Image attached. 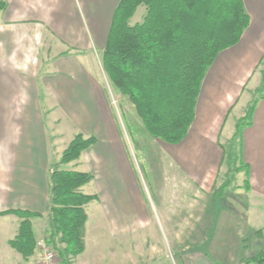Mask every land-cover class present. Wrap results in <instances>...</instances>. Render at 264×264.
Returning <instances> with one entry per match:
<instances>
[{
  "label": "crops",
  "instance_id": "1",
  "mask_svg": "<svg viewBox=\"0 0 264 264\" xmlns=\"http://www.w3.org/2000/svg\"><path fill=\"white\" fill-rule=\"evenodd\" d=\"M120 1L6 0L7 8L0 9V212L11 208L41 212L44 216L32 221L37 239L46 238L55 149L60 148L59 160L75 134L82 132L98 141L62 167L93 173L94 188L85 192L84 185L80 190L97 194L98 199L86 205V248L72 264H139L136 240L153 239L156 242L146 249L163 251L165 235L171 236L170 250L181 264H234L232 257L217 254L231 245L222 238L223 232L218 238L212 232L222 222L219 216L217 224L216 215L209 212L208 203L216 197L209 201L199 192L212 191L219 181L226 146L252 106L237 139L240 158L248 165L237 172L244 176L238 189L256 211V221L264 209V89L259 91L264 87V0H243L250 23L239 42L220 52L206 72L184 140L168 144L158 139L169 149L175 178L168 191L160 188L156 196L135 177L104 85L109 78L102 56ZM140 6L143 13L134 22ZM140 6L130 23L144 20L148 8ZM89 57L97 58L103 76L88 68ZM67 131L74 135L65 142ZM241 202L236 212L242 211L243 217L250 206ZM20 221L15 214L0 213V264H7L9 256L22 261L9 244ZM232 225L236 242L246 246L247 228ZM260 226L251 232L264 228ZM204 234L208 237L199 244ZM182 235L194 238L182 246L177 238ZM209 242H217L212 246L217 257L201 248Z\"/></svg>",
  "mask_w": 264,
  "mask_h": 264
},
{
  "label": "trees",
  "instance_id": "2",
  "mask_svg": "<svg viewBox=\"0 0 264 264\" xmlns=\"http://www.w3.org/2000/svg\"><path fill=\"white\" fill-rule=\"evenodd\" d=\"M142 4L148 8L144 20L130 23ZM6 8L7 2L0 0V9ZM249 23L243 0H121L112 16L102 64L111 84L136 107L146 130L165 143L177 144L194 121L206 72L220 52L239 42ZM251 112L252 106L238 121L233 141ZM97 141L95 135L78 132L60 160L51 162L45 239L56 249L59 264H72L73 258L85 251L86 205L98 199L97 194L80 190L94 179L93 173L62 165L78 159ZM225 154L232 172L247 169L239 153L242 163L236 166L233 147ZM229 184L221 187L219 196ZM0 213L21 219L17 235L9 240L11 247L25 259L35 255L38 239L32 219L44 215L20 208ZM256 233L264 235V228ZM249 263L264 264V251L247 259Z\"/></svg>",
  "mask_w": 264,
  "mask_h": 264
},
{
  "label": "rangeland",
  "instance_id": "3",
  "mask_svg": "<svg viewBox=\"0 0 264 264\" xmlns=\"http://www.w3.org/2000/svg\"><path fill=\"white\" fill-rule=\"evenodd\" d=\"M142 13H143V7L140 6L136 12L134 22L140 19ZM85 61L87 63L88 68L93 69L97 75L103 76V72L101 70V66L97 58L89 57ZM104 85L108 92L111 106L115 114V119L117 121L119 130L122 134L125 146L127 148V152L131 159L135 177L137 180H139L140 184L143 186L145 191H146V187H148L149 192H151L152 195L156 196L160 188L167 187L173 182V179L175 178L173 163L167 154L169 149L164 147L165 145H162V143L158 141L157 138L153 137L146 130L144 123L136 110V107L128 99V97L119 93L118 90L111 84L109 79L108 82L104 80ZM73 135L74 134H71L70 131H67L65 142H67L66 140L68 139V137H70L71 139ZM226 147L227 150H229L230 147H233L235 154L237 153L236 157L238 156L239 148H238L237 140L230 142ZM59 149L60 148L58 147L55 149L54 158L57 161L60 160L57 159ZM241 163L242 161L239 159V157H237L235 163L236 166H240ZM70 168H72V166ZM243 182H244V176L237 172L231 171V167L228 164L225 156V163L222 173L220 174L219 181L216 183L212 191H209L207 193L199 192L201 196H205L209 201L211 198L216 197V199L212 201L211 204L208 203V206L210 207L209 212H211L210 214L214 213L216 215L217 224L219 221L218 219L219 216L222 217V222H221V228H219L218 230V227L216 225V228H213L212 232L213 233L215 232L214 236L216 238H218L220 233L223 232L224 235L222 238L223 239L227 238V240H229L231 245L230 247L225 248V250L220 249L217 252V254L228 256L230 259L232 257L233 259L231 260L233 261L234 264H247V259L258 254L260 251H264V235H259L256 232H251L252 227L255 225H261L260 227H264V209L258 212L260 214V218L257 219L256 221L254 217L256 215V211H254L251 205L246 204L245 201L246 199L244 198L246 194L240 192L238 189L239 188L238 186ZM226 183H230V184L227 187H225V190L223 191L224 194H222V196H219L218 193L221 192V187ZM92 188H94V185H91V183L88 185L86 184L84 191L90 192ZM166 190L168 191V187L166 188ZM221 197H224V201H222ZM238 200H242V202L240 203L241 205L251 207V208L249 207L250 209L249 211L247 212L244 211L245 216L243 217H242V211H240L241 213L236 212V210L239 209ZM239 214L241 217H238ZM228 215L229 217L231 216V218H228ZM223 216H227V217L223 218ZM228 222H230L231 224ZM232 223L233 224L239 223L241 224V227L242 224H244L243 226L247 228L246 246L245 245L242 246L241 244L236 242V238L238 240V236L235 233H233ZM42 224L43 221H40V226L37 227L39 229L42 228ZM209 232H210L209 228L205 230L206 234H208ZM206 234L200 236L198 242L199 244L208 237V235ZM214 236H210L211 243H212V237ZM170 238H171L170 235L164 236L165 239L164 245L169 249L166 248V250L163 251L159 250L154 252L149 251L146 248H147V244H149L150 242L153 244L156 242L155 240L152 239L151 241H144V242H140L136 240V246L139 249H136L135 253L136 256L139 257L138 260L139 264H149V263L150 264H181L180 261L178 260V257L176 256V252L174 250H170L169 244L170 242L172 243V240ZM177 238L179 239V242L183 243L182 246H186L187 243H190V241H188V238H194V236L182 235V236H178ZM140 243L144 244L143 249L137 245ZM216 243L217 242H215L213 245H215ZM59 245L62 246L61 244ZM213 245L212 244L210 245L209 242L206 243L205 245H202L201 248L204 249L205 252L209 253L213 257H217L215 254H213L212 251ZM53 249L54 251H56L54 247ZM185 252L186 251H183L181 253H185ZM18 254L19 256H21L22 261L17 262V260L9 256L7 257L9 258L7 264H41L42 253L38 247H37L36 255L35 256L33 255L34 256L33 258L25 259L20 253ZM143 254L145 257L142 256ZM58 259H59L58 262H60V258ZM138 261L136 262L138 263ZM249 264H254V263H249Z\"/></svg>",
  "mask_w": 264,
  "mask_h": 264
},
{
  "label": "built area",
  "instance_id": "4",
  "mask_svg": "<svg viewBox=\"0 0 264 264\" xmlns=\"http://www.w3.org/2000/svg\"><path fill=\"white\" fill-rule=\"evenodd\" d=\"M37 247L42 253L41 264H59V257L56 251H54L53 246L45 238L38 241Z\"/></svg>",
  "mask_w": 264,
  "mask_h": 264
}]
</instances>
